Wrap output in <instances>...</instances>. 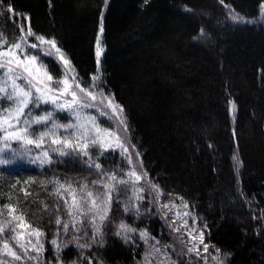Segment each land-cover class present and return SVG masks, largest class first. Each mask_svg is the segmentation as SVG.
<instances>
[{
  "label": "trees",
  "instance_id": "obj_1",
  "mask_svg": "<svg viewBox=\"0 0 264 264\" xmlns=\"http://www.w3.org/2000/svg\"><path fill=\"white\" fill-rule=\"evenodd\" d=\"M262 1L108 0L105 6V0H2L0 4V30L9 42L19 38L21 23L28 29L29 21L22 19L28 16L35 34L57 42L83 86H90L97 73L100 35L99 84L123 107L129 139L148 180L159 185L163 196L187 202L209 253H217L224 264H264ZM9 5L14 12L7 11ZM233 15L240 19L234 21ZM49 60V70L56 76L59 67L44 59ZM89 151L105 173L126 179L128 168L118 154ZM50 158L52 162L43 167L0 168V212L5 216L8 210L2 206L11 204L16 214L23 212L45 233L40 264H88V259L93 264H135L142 245L138 239L117 235L121 222L166 240L150 205L135 201L123 184L112 193L108 219L95 243L84 234V225L79 233L70 230L65 235L55 220L58 215L64 221L69 217L57 208L63 201L50 194L55 185L48 182L70 181L77 188L87 183L101 191L93 181L103 178L94 163L90 169L88 158L74 152L67 156L53 152ZM57 231L59 256L51 244ZM3 241L0 237V248ZM77 243L91 247L79 249Z\"/></svg>",
  "mask_w": 264,
  "mask_h": 264
},
{
  "label": "snow or ice",
  "instance_id": "obj_2",
  "mask_svg": "<svg viewBox=\"0 0 264 264\" xmlns=\"http://www.w3.org/2000/svg\"><path fill=\"white\" fill-rule=\"evenodd\" d=\"M147 2L148 0H145V3ZM0 4H2V0H0ZM107 4L108 0H105V6ZM7 11L11 13L15 10L9 5ZM0 15H3L2 10H0ZM103 15L104 13L101 11V34L104 31ZM261 15L264 16V13H261ZM22 19L29 21L28 30L25 33L24 25L21 23L17 40L9 42L7 35L0 30V154L10 152L13 157L26 156L33 153L34 150H39L35 155L31 156V160L33 163L39 161L40 166L43 167L44 164L52 162L50 158V153L52 152H56L60 156H67L74 152L78 156L88 158L86 162L90 169L94 163L95 168L103 179L93 181V185H100L104 190L102 192L90 187L87 183L80 185L78 188L74 187L70 181L62 182L59 179H54L48 183L55 185L50 194L56 195L63 201V205L57 204V208L66 210L69 217L67 221H64L58 215L55 220L57 229L59 230L62 227L65 235L70 230L79 233L85 223V218H87V222L92 227V242L95 243L96 238L102 236L103 224L108 219V213L113 202L112 193L118 191L116 185L133 183L135 198L137 200L143 199L137 193H143L144 189L137 185L148 176V173L146 171L140 173L135 170L129 150L118 133L101 124L97 116L88 115L84 112L85 109L93 108L96 109L99 116H107L108 113L105 112V108L110 109L112 116L116 117L120 124L124 126L125 132L128 131L126 119L123 115V107L117 104L114 97L107 95L104 88L97 84V81L101 79L99 69L102 54L100 35L96 38L97 73L92 75V84L90 86H83L71 62L64 55L57 42L54 39H46L43 35L35 34L31 29L28 16L25 15ZM232 19L237 21L240 18L233 15ZM29 37H34L35 41L39 43H29ZM44 44L50 45L51 49L58 54L55 59L64 67V77L62 79H54L49 70L50 60L44 61L37 54L28 52L29 48L37 49ZM44 55L51 56L52 52L45 50ZM52 66L54 67V65ZM75 89H79V93L89 97L91 102L81 97ZM69 96L71 99L67 98ZM5 100L9 102L7 105L4 103ZM48 104L53 106V110L41 109V105ZM232 110H235V104H232ZM57 112H67L72 117V120L67 123H61L56 116ZM53 145L56 147H53ZM96 146L101 149V155L106 151H116L117 148L121 150V156L126 158L131 166L130 170L126 171L128 179L118 177L115 173L108 175L104 172L99 162H93L89 149ZM137 159H139V153H137ZM233 159L235 160L236 157L234 156ZM3 163L5 161L0 160V164ZM141 167H143L142 162ZM133 177L135 178L134 181L131 180ZM25 183H29V181H25ZM12 187H15V185ZM152 188L157 192V199H159L161 195L159 185L152 184ZM21 191L25 190L21 189ZM28 194L25 191V195L27 196ZM177 199L182 198L177 197ZM2 207L7 208L8 216L11 217V220H0V234H3L11 227L12 232L15 233L12 238L16 242L15 247L22 250L29 259L38 261L41 254L45 251V241L42 239L45 233L40 228L30 224L23 212L16 214V208L13 205L4 204ZM162 207L168 209L180 206L164 204ZM182 207L188 209L187 202H183ZM125 211H128L127 207ZM0 215H3V213L0 212ZM189 216H192L189 211L177 212L176 218L172 223L175 224L176 220H181V226L188 228V220L183 219V217ZM97 218L99 223H97ZM192 219L195 220V217L192 216ZM13 221H15L14 224L12 223ZM77 225H80V227ZM17 229L20 231L17 232ZM119 229L120 231L117 232V235L123 233L125 240L129 239L128 233L136 231L135 228L124 222L120 223ZM173 231L179 232L180 227L173 228ZM195 231L194 227L189 230V238L193 241L198 240L199 244L203 245L202 251L208 253L209 246L204 243V233L201 231L199 237H196L192 234ZM84 234L86 235L87 233L85 232ZM33 236L36 238L35 241L31 239ZM59 236L60 233L57 231L56 238L51 240V244L56 248L57 256L62 250ZM139 236L145 243L152 239L147 231H141ZM73 239L77 238L74 236ZM63 247L66 248L68 245L64 244ZM76 247L88 249L91 244L77 243ZM30 250L35 251L37 256H29ZM194 251L197 257L200 258L201 250L197 244L188 248L189 253ZM217 252H219L218 249ZM159 253H161V249L152 245L151 250L145 253V264H151V260ZM0 255L10 256L14 261L22 260L21 255L14 250V247L11 246L10 241L7 239L3 241ZM212 259L217 260L218 264H222L217 255H213ZM0 264H9V262L0 260ZM88 264H93L91 259H88ZM205 264H208L206 258Z\"/></svg>",
  "mask_w": 264,
  "mask_h": 264
},
{
  "label": "rangeland",
  "instance_id": "obj_3",
  "mask_svg": "<svg viewBox=\"0 0 264 264\" xmlns=\"http://www.w3.org/2000/svg\"><path fill=\"white\" fill-rule=\"evenodd\" d=\"M259 11H260V13H264V0L262 1L261 5L259 7ZM262 17L264 18V16H262ZM27 30H28L27 28L24 29L25 33L27 32ZM28 40H29V43H32V42L39 43V42L35 41L34 37H29ZM45 50L51 51L52 55L51 56H45L44 55ZM28 52L37 54L42 60H44L45 58L52 59L57 64V66L59 67V73L56 76H54L52 74L54 79H62L64 77V67L62 64H60L55 59V57L58 54L55 52V50L51 49L50 45H47V44L40 45V47H38L37 49L29 48ZM97 84H98V86H100L99 81H97ZM75 90L79 93V89H75ZM79 94L85 100H87L88 102H91L89 97L84 96L83 93H79ZM107 95H110V94H107ZM67 98L71 99L70 96ZM4 103H5V105H7L9 102L7 100H5ZM45 108H47L48 110H53V106L51 104L41 105V109H45ZM84 112L88 115L97 116L101 124H103L106 127H109L110 130L118 133L119 136L123 138L128 150H129V154L131 155V157L133 159V163L135 165V170L137 172H140V173L145 172L143 167H141L140 157H139V159H137V151L134 148V146L131 144V141H130L129 135H128V131L125 132L124 126L122 124H120V121L116 117L112 116L110 109L105 108V112L108 113L107 116H99V113L96 111V109H93V108L85 109ZM41 114H43V113L41 112ZM123 115H124V113H123ZM56 116L60 119L61 123H67V122L72 120V117L69 116V114L67 112H57ZM109 117H111V119H109ZM124 118H125V115H124ZM36 127H40V126H36ZM113 142H114V138H113ZM53 147H56V146L53 145ZM89 150H95V151L99 152V154L101 155V149L98 146L93 147ZM37 151H39V150H34L33 153L26 155V156H16V157H13L10 152L6 153V154H0V160L5 161V163L0 164V168H12L14 165H20V164H28V166L41 167L39 164V161L33 163L31 160V156L35 155ZM114 152L116 154H118L124 160V162L127 165L128 170H130L131 166L128 164V160L121 156V150L119 148H117L116 151L103 152V154L114 153ZM46 164H44V165H46ZM124 176L126 179H128V177L126 176V173ZM131 180L134 181L135 178L133 177V178H131ZM152 184L153 183H151L148 180V177L142 179L137 186L142 187L144 189V192L143 193H137V194L141 195L143 197V199H140V201L142 200V201L146 202L147 204H149L150 209H152L153 212L158 216L160 222L162 223L163 228L165 229V231L167 233L166 234L167 236H166V240L155 239L152 237V239H149L148 243H145L143 240L140 239L139 233L141 231L136 230L133 233H128L127 234L129 236L128 240L132 241V240H134V238L138 239V241H139V243H141L142 249H143L142 256L140 257V259L135 264H145V261H144L145 253L149 252L151 250L152 245H154L157 248H160L161 253L157 254L155 256V258H153L151 260V264H205V258L207 259L208 264H218L217 260L212 259V256L217 255V253L210 254L209 251H208V253H204L202 251L203 245L199 244L198 240L193 241L189 238L188 232L193 227L196 229V231L192 234L196 237H199V234H200V232L197 228V225H196V219L195 220L192 219L193 214H192V216H189V217H183V219L188 220V228H184L183 226H181V220H176V223L173 224L172 222L176 218L177 212L183 213L184 211H189V210L184 209L182 207L183 202L178 201L175 198L165 197V196H163L162 193L159 196V199H157V192L152 188ZM126 187L128 188V191L133 195L134 200L137 201V199L135 198V195L133 193L134 184L130 182L129 184L126 185ZM102 191H104L103 188H101V192ZM164 204H168V205L174 204V205H177L180 207H170V208L166 209V208L162 207V205H164ZM165 213H167V215H165ZM89 215H91V214H89ZM0 220H11V217L8 216V211L6 212L5 216L4 215L0 216ZM12 223L14 224L15 221H13ZM97 223H99L98 218H97ZM175 227H180V231L179 232L173 231V228H175ZM83 229L86 230V233H87L86 235H87L88 239L91 240L92 239V227H91V224L87 222V218H85V223H84ZM19 231L20 230L17 229V232H19ZM118 231H120L119 226H117V232ZM14 235H15V233H13L11 230V227H9L3 234H0V237H2V240L7 239L10 241L11 246H13L14 250H16L19 255H21L22 260L14 261L12 259V257L7 256V255H0V260L9 262V264H40L42 254H41L38 261L33 260V259H29L28 257H26L22 250L15 247L16 242H15V240L12 239ZM121 235L124 236L123 233H121ZM31 239L33 241H35L36 238L33 236ZM194 244H197L199 249L201 250L200 251V258L197 257L195 251L192 253L188 252V248L192 247ZM0 249H2V246ZM165 254H166V256H165ZM29 256L35 257V256H37V253L35 251L30 250ZM218 258H219V261H221L222 264H224V259L220 258L219 256H218Z\"/></svg>",
  "mask_w": 264,
  "mask_h": 264
}]
</instances>
